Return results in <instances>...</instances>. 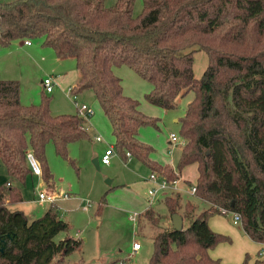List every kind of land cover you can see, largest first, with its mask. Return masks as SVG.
<instances>
[{"label":"trees","instance_id":"16d2710c","mask_svg":"<svg viewBox=\"0 0 264 264\" xmlns=\"http://www.w3.org/2000/svg\"><path fill=\"white\" fill-rule=\"evenodd\" d=\"M134 5L135 0L112 6L106 0H0V48L39 39L59 58L74 56L80 78L72 93L94 92L126 161L130 152L168 180L197 164L198 178L187 184L210 207L195 215L197 206L189 201L183 206L179 192L167 195L170 217L191 219L183 230L163 226L154 207L139 213L138 223L145 217L160 227L148 264H225L210 255L219 243L231 241L209 225L220 208L238 212L246 234L264 243V0H144L139 16ZM194 47L208 54L199 79ZM122 66L152 85L145 96L152 105L174 109L179 96L193 92L179 119L184 146L177 169L153 160L155 149L140 140L141 128H158L160 119L124 93L114 70ZM49 104L44 97L41 105H24L20 82L0 80V161L8 177L0 184V245L6 244L0 264H60L84 243L70 234L56 204L33 220L10 209L23 201L18 184L33 174L29 152L53 188L47 145L53 143L59 156L76 165L70 145L89 138L79 113L55 115ZM252 258L248 253L242 264ZM254 264H264V258Z\"/></svg>","mask_w":264,"mask_h":264},{"label":"rangeland","instance_id":"374dc122","mask_svg":"<svg viewBox=\"0 0 264 264\" xmlns=\"http://www.w3.org/2000/svg\"><path fill=\"white\" fill-rule=\"evenodd\" d=\"M116 1L106 0V5L112 6ZM143 8L144 0H135L134 15H141ZM32 41V47H28L24 43L22 45L21 40H17L12 43L11 49H6L8 47L0 48L3 49L0 50V72L14 75L17 71L11 80L20 82L21 102L24 105H41L44 97H46L50 100L49 107L55 115L79 113L74 97L68 88L73 83L63 85L56 82L66 74L69 75V79L73 78L72 70L76 69L75 57L68 56L60 59L51 47L42 46L39 39ZM193 49L195 50L194 76L199 79L207 69L208 54L197 47ZM18 63L22 64L19 68H17ZM5 64L10 65V67L3 71L1 69ZM47 77L55 78L56 85L52 93L43 92L41 80ZM123 79L127 83L132 81L125 77ZM140 80L149 84L145 79L141 78ZM142 97L143 101L152 107L151 111L145 113L160 119L158 128L154 126L141 128L145 134L144 139L146 141L144 142L155 149L152 156L157 155L161 163L170 161L177 169L184 145L180 138L175 146H170V135L175 133L180 136L181 124L179 119L185 115L194 94L190 91L179 96L177 107L169 110L152 105L145 100V96ZM78 100L87 104L92 100L97 102L92 90L79 94ZM95 104L97 107L98 103ZM91 106L95 109L93 105ZM104 128L107 132L100 131V134L105 140L103 139L101 142L94 140L93 135L98 134L89 131V138L82 139L71 146L70 157L76 165L59 156L53 143L47 145V159L52 172L55 173L57 185L59 184L60 189L77 197L61 210V216L71 224L70 234L75 238L83 239L84 242L81 250L65 257L60 264H122V262L125 264H148L154 250L153 238L160 227L153 225L145 217H142L139 223L138 217L136 220L133 219L135 213H141L139 199H147L149 188L154 186L148 179L151 170L137 158L126 161L115 147L112 126L110 128L105 121ZM110 144H113L116 149V155L112 158L110 166L100 164L98 168L93 159L82 160L83 145L91 146L97 156L102 157V151ZM186 170L191 171V177L194 179V173H197L196 165H191ZM180 175L179 172L178 177ZM6 180L7 171L0 161V184ZM182 182L183 179L181 178V190L182 187L185 190L188 189V184L182 186ZM18 186L22 191L23 203L12 204L10 209L25 208L31 220L41 217L37 213L49 207L50 203H40L38 200L39 193L43 191L51 193L52 188L47 185L42 176L33 174L28 176L24 183H19ZM170 194L171 191L168 189L156 197L157 202L154 208L164 218L170 216L165 203L166 196ZM171 195H176V193ZM180 198L183 206L187 201L197 206L195 215L210 207L207 201H200L199 197L189 193L183 194V197L180 195ZM86 207L87 209H85ZM164 218L162 225L171 227V219L164 222ZM209 220L216 223V227L220 229L218 233L231 238L230 242H221L211 249V252L218 255V258L222 259L224 263L242 264L248 252L255 255L256 258H264V253L259 254L261 249L264 252V243L256 242L255 247L251 248L246 243L248 238L242 224H235L232 215L214 214L209 217ZM190 221V218H186L185 225ZM134 242H139L142 249L134 252Z\"/></svg>","mask_w":264,"mask_h":264},{"label":"crops","instance_id":"0c3cea01","mask_svg":"<svg viewBox=\"0 0 264 264\" xmlns=\"http://www.w3.org/2000/svg\"><path fill=\"white\" fill-rule=\"evenodd\" d=\"M17 41V40H16ZM26 41L27 40H21V43H22V45H23V43L26 45V46H28V47H32L33 46V41L32 40H30L31 41V44H27L26 43ZM15 42V41H14ZM13 42V43H14ZM40 43H41V45L43 46V44H42V42L40 41ZM12 45L13 44H11V46L10 47H8V48H6V49H11V47H12ZM0 50H3V49H0ZM59 58V57H58ZM64 58H66V57H63V58H60V59H64ZM20 65H22L21 63H18V67L17 68H19L20 67ZM10 67V65H7V64H5V65H3L2 66V69L1 70H3V71H6L8 68ZM114 70H115V73L119 76V77H121L122 78V80H123V86H124V93L126 94V95H128V96H131V97H133V98H136V99H138L139 101H140V103H141V105H140V109H141V111L142 112H148V111H151V109H152V107L151 106H149V104L148 103H146V102H144L143 101V97L142 96H146V94L151 90V88H152V85L149 83H146V82H144V81H142V80H140L141 79V77L135 72V71H133L131 68H128V67H126V66H122V67H115L114 68ZM16 71V70H15ZM73 71V73H74V76H73V78L71 79H69V75H67L66 74V76H62V79L61 80H56V82H57V84H63V85H67V84H70L71 82L73 83V85H69V89L70 88H72L76 83H77V81L79 80V78H80V74H79V71L77 70V68L76 69H73L72 70ZM16 73H17V71H16ZM15 73V74H16ZM15 74L14 75H12L11 73L10 74H8L7 72H0V80H10L11 78H13L12 76H15ZM129 78L130 80H132V81H130V82H126L125 81V79H123V78ZM54 78V77H53ZM54 80H55V78H54ZM42 81V84H43V81L44 80H41ZM56 82H55V85H56ZM71 83V84H72ZM54 91V90H53ZM52 91V92H53ZM43 92L44 93H46L45 92V90H44V85H43ZM51 92V93H52ZM77 98H78V96H77ZM78 100V99H77ZM146 100V99H145ZM79 101V100H78ZM92 102V103H91ZM91 102H89V105L91 104V105H93L94 107H95V109H96V113L88 120V121H86V127H87V131H88V133H89V131L91 132H93L94 134L96 133V134H98V135H93L95 138H94V140H96V141H98V142H101V141H103V137L101 136V134H100V131H102V132H107L106 130H105V128H104V125H105V121H107V123H108V125H109V127L111 128V126H112V124H110L111 122H110V120H109V118L106 116V114L104 113V110L102 109V107H101V105H100V103L98 102V100H97V102H94L93 100L91 101ZM95 103H98V105H97V107H96V104ZM148 109V110H147ZM147 110V111H146ZM146 114V113H145ZM108 119V120H107ZM142 129H144V128H142ZM112 131H113V129H112ZM98 136H101L102 137V140H97V137ZM144 137H145V134H144V132H143V130H140V133H139V138H140V140L141 141H146L145 139H144ZM115 139V138H114ZM105 140V139H104ZM148 142H152V141H148ZM77 143V142H76ZM73 144H75V143H72L71 145H70V149H71V146L73 145ZM169 144H170V146H175L176 145V142H173L171 139L169 140ZM182 144L184 145V143L182 142ZM110 146H113V144H110V145H108L107 147H106V149L107 148H109ZM106 149H104V151H102V155H103V153L105 152V150ZM101 155V156H102ZM88 158H91V159H93V161H95L96 160V158H98V161H99V166H100V164H103L102 162H101V157H98L97 156V153L95 152V150L91 147V146H86V145H83L82 146V160L83 161H85V160H87ZM134 159V157L133 158H131L130 160H133ZM152 159L153 160H155V161H157V162H159V163H161L160 161H159V159H158V156L156 155L155 156V154L152 156ZM130 160H127V161H130ZM161 164H171V162L170 161H166V162H163V163H161ZM103 165H105V166H110L111 165V163L109 164V165H106V164H103ZM172 165V164H171ZM192 165H196V167H197V164H192ZM173 166V165H172ZM189 166H191V165H189ZM189 166H187V167H189ZM174 167V166H173ZM187 167L182 171V173H181V175H180V177L183 179V182H182V186H183V184H185V185H187V182H195L196 180H197V178H198V170H197V173H194V179H192V177H191V171H188V170H186L187 169ZM51 171H53V170H51ZM152 172V171H151ZM53 173V175H54V187L52 188V192H57V193H61V194H64V193H68L69 194V197H67V198H64V197H61V198H59L58 199V201L56 202V205L59 207V210H60V212H61V210L62 209H64V207H66V206H68V204L71 202H73L74 201V199H76L77 197L75 196V195H73V194H71L70 192H65L64 190H62V189H60V185L58 184L57 185V182H56V180H55V173L54 172H52ZM33 175H35V174H33ZM8 178V177H7ZM149 179V178H148ZM14 184H16V183H14ZM119 186V185H118ZM150 189V188H149ZM180 193V195L183 197V194H185V193H188L187 192V189L185 190V188L184 187H182V190L179 192ZM190 194V193H189ZM191 195V194H190ZM192 196H196V195H192ZM198 198V197H197ZM200 201H202L203 199H200V198H198ZM39 200V199H38ZM40 201V200H39ZM150 202H151V200H150V197H149V195H148V197H147V199H145V198H142V199H139V203H141V204H139V208H140V212L142 213V212H144L146 209H148L149 207H154V205L156 204V202H157V200L156 201H154L152 204H150ZM20 203H23V201L22 202H20ZM40 203H44V202H42V201H40ZM50 205H51V203H50ZM50 207V206H49ZM49 207H46L45 209H42L41 211H40V213H37V214H40V216H42V214H44L47 210H48V208ZM15 210H22V211H24L25 213H26V215H28V217L30 216L29 215V213H28V211L25 209V208H17V209H14L13 211H15ZM29 219H30V217H29ZM171 219V221H172V218L170 217V216H166V218H164V222H166V221H169ZM31 220V219H30ZM183 220H184V228L185 227H187V226H189L190 225V223H191V221L187 224V225H185V220H186V218L184 219L183 218ZM216 223L213 221H211V220H209V225H210V227L214 230V231H216V232H220L219 230L220 229H218L217 227H216V225H215ZM71 225V224H70ZM172 227V226H171ZM230 233H231V231H230ZM246 236H247V238H248V240H246L247 242V244L251 247V248H254L255 247V245H256V241H254V240H252L247 234H245ZM244 239H245V237H244ZM141 249H142V247H141ZM140 249V250H141ZM135 252V251H134ZM249 253V252H248ZM259 253H264L263 251H262V249L259 251ZM210 255L212 256V257H214V258H218L219 256L218 255H215L213 252H211V250H210ZM253 255V254H252ZM256 259V257H255V255H253V259L251 260V264H254V260ZM226 264V263H225Z\"/></svg>","mask_w":264,"mask_h":264},{"label":"built area","instance_id":"2783aa9c","mask_svg":"<svg viewBox=\"0 0 264 264\" xmlns=\"http://www.w3.org/2000/svg\"><path fill=\"white\" fill-rule=\"evenodd\" d=\"M27 44H31L30 40L26 41ZM43 85H44V90L46 93H51L54 88H55V80L53 77H47L44 79L43 81ZM70 93L73 95L74 100H75V104L76 107L78 109V112L80 114V116H82L84 118L85 121H88L94 114H95V109L84 102H80L77 99L76 94L72 93V88H70ZM87 128V127H86ZM170 138L173 142H178V140L180 139V136H178L175 133H172L170 135ZM97 140H102L101 136L97 137ZM116 155V149L114 146H110L109 148H107L105 150V152L103 153L102 157H101V162L103 164L109 165L111 163L112 158ZM126 156L128 158V160H130L131 158H133L132 154L130 152H126ZM28 159V163L29 166L33 172V174L41 176L42 175V167L40 162L37 160V158L34 156V154L32 152L28 153L27 156ZM149 180L154 184L153 187H151L148 191L149 197H150V204H152L155 200L156 197L164 192L167 191L168 189L171 191V193L174 192H180L181 191V187H180V183H181V177H177L174 180H168L165 176H162L161 174H159L158 172L152 171L151 175L149 177ZM196 186L195 185H188V189L187 192L190 193L191 195H195L196 194ZM64 197L67 198L69 197L68 193H57V192H51V193H46V192H40L39 193V200L42 202H49L51 204H56V202L58 201L59 198ZM87 209V207L85 208ZM220 212L222 215H232L233 216V222L235 224H241V215L238 212L235 211H231L227 208H220ZM139 213H135L133 216V219L136 220V218L138 217ZM141 244L139 242H134L133 245V249L134 251H138L141 249ZM122 264H125V262H122Z\"/></svg>","mask_w":264,"mask_h":264},{"label":"water","instance_id":"95a60500","mask_svg":"<svg viewBox=\"0 0 264 264\" xmlns=\"http://www.w3.org/2000/svg\"><path fill=\"white\" fill-rule=\"evenodd\" d=\"M95 165L99 168V161L98 158L94 161ZM111 182V181H109ZM172 227L175 230H183L184 228V220L183 217L180 214H173L172 215ZM6 247V244L4 243L2 246L0 245V249H4Z\"/></svg>","mask_w":264,"mask_h":264}]
</instances>
